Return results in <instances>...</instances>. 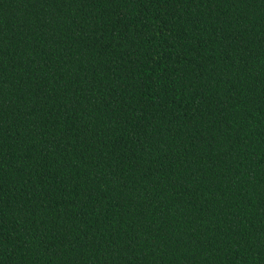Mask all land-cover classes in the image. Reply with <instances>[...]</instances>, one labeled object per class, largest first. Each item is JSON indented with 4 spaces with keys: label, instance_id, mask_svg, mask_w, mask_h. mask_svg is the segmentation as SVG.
Listing matches in <instances>:
<instances>
[{
    "label": "trees",
    "instance_id": "16d2710c",
    "mask_svg": "<svg viewBox=\"0 0 264 264\" xmlns=\"http://www.w3.org/2000/svg\"><path fill=\"white\" fill-rule=\"evenodd\" d=\"M0 264H264V0H0Z\"/></svg>",
    "mask_w": 264,
    "mask_h": 264
}]
</instances>
